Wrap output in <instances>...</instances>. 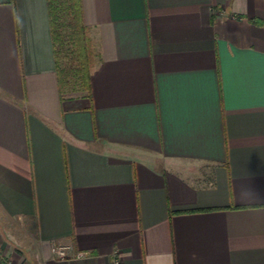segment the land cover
<instances>
[{
    "label": "crops",
    "instance_id": "crops-1",
    "mask_svg": "<svg viewBox=\"0 0 264 264\" xmlns=\"http://www.w3.org/2000/svg\"><path fill=\"white\" fill-rule=\"evenodd\" d=\"M80 2L62 94L47 0H0V264H264V0Z\"/></svg>",
    "mask_w": 264,
    "mask_h": 264
},
{
    "label": "trees",
    "instance_id": "trees-1",
    "mask_svg": "<svg viewBox=\"0 0 264 264\" xmlns=\"http://www.w3.org/2000/svg\"><path fill=\"white\" fill-rule=\"evenodd\" d=\"M60 93L89 91L96 60L93 42L81 14L80 0H47Z\"/></svg>",
    "mask_w": 264,
    "mask_h": 264
},
{
    "label": "built area",
    "instance_id": "built-area-1",
    "mask_svg": "<svg viewBox=\"0 0 264 264\" xmlns=\"http://www.w3.org/2000/svg\"><path fill=\"white\" fill-rule=\"evenodd\" d=\"M50 253L56 260H67L71 258H84L88 257L90 253L88 251L78 250L72 251L69 244L52 242L50 244ZM114 257L111 264H120V258L117 256L116 250L113 251Z\"/></svg>",
    "mask_w": 264,
    "mask_h": 264
},
{
    "label": "rangeland",
    "instance_id": "rangeland-1",
    "mask_svg": "<svg viewBox=\"0 0 264 264\" xmlns=\"http://www.w3.org/2000/svg\"><path fill=\"white\" fill-rule=\"evenodd\" d=\"M69 93H73V92H75V91H72V90H70V91H68Z\"/></svg>",
    "mask_w": 264,
    "mask_h": 264
}]
</instances>
